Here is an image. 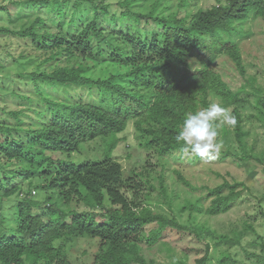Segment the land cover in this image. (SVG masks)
Listing matches in <instances>:
<instances>
[{
    "label": "trees",
    "instance_id": "1",
    "mask_svg": "<svg viewBox=\"0 0 264 264\" xmlns=\"http://www.w3.org/2000/svg\"><path fill=\"white\" fill-rule=\"evenodd\" d=\"M199 1H1L0 10L8 24L20 28L1 27L0 34L23 41L38 56L23 53L16 57L7 52L10 45L6 44L1 46L0 69L16 65L18 78L32 84L33 93L40 97L28 108L24 100L29 103L34 98L12 90L6 95L23 102L14 109L0 104L6 119L12 117V124L5 119L6 123H0V132L9 134L6 141L0 140V153L6 159L0 169L8 181L20 182L0 197V264H63L65 257L56 243L85 237L99 240L93 264H148L142 255L143 241L152 246L167 230L187 231L177 219L152 208L151 194H144L150 183L147 169L133 170L126 176L122 164L113 159L118 136L129 124L140 148L162 158L173 153L183 155L175 136L185 113L207 107L217 98L223 107H233L236 117L234 133L243 155L232 163L240 168L251 161L264 163V152L250 153L243 113L253 95L258 110L255 117L264 123V89L254 77H248L246 85L233 90L213 67L224 55L246 75L240 41L249 37L247 26L251 22L264 21V0H217V5L195 11L193 2L198 5ZM147 2L151 3L149 11L144 9ZM150 21L161 32L143 28ZM90 61L121 65L123 70L94 76ZM30 66H34L32 71H28ZM48 86L63 92L71 88L76 95L84 90L91 98L97 92L98 97L94 102L82 97L77 102L56 98L47 92ZM29 118L32 122L26 125ZM223 133L228 135V129ZM109 137L114 139L102 159L65 161L83 144ZM218 154L226 156L228 151ZM198 159L194 157L191 162ZM13 164L17 166L12 168ZM177 172L181 184L196 190ZM37 176L43 183L34 185ZM3 180L0 178L1 188ZM27 182L31 189L25 194L22 185ZM246 183L235 178L214 188L202 186L208 191L205 200L212 198L210 205L197 207L204 198L201 196L190 209L210 217L225 214L248 190ZM34 190L43 191L45 198L38 200ZM12 197L17 208L16 225L4 234L2 206ZM263 202L264 197L257 201L258 213L243 222L242 230L220 240L240 246L242 239L253 235L264 252V236L257 233L252 221L262 216L264 227ZM82 206L84 210H80ZM185 210V206L180 208L181 213ZM149 225L154 229L147 235ZM210 231L202 228L203 235ZM195 234L201 239L200 232ZM210 249L209 245L196 249L204 255L195 264H212ZM185 259L179 264H185ZM261 260L264 264V256ZM229 261H233L229 256L221 259L222 264Z\"/></svg>",
    "mask_w": 264,
    "mask_h": 264
},
{
    "label": "rangeland",
    "instance_id": "2",
    "mask_svg": "<svg viewBox=\"0 0 264 264\" xmlns=\"http://www.w3.org/2000/svg\"><path fill=\"white\" fill-rule=\"evenodd\" d=\"M2 0H0L1 3ZM217 0H200L198 5L193 2L195 11L199 8L208 9L213 5H217ZM175 4L178 0H173ZM7 3V2H6ZM151 4V3H150ZM145 5L144 9L149 11L151 5ZM165 5V4H164ZM143 8V7H142ZM160 10V9H159ZM16 13V12H15ZM183 15V13L181 14ZM6 15L0 10V28L8 27L11 29H18L16 24H8ZM24 20L18 21V25H21ZM150 25H145L143 28L160 31L159 28L153 21H150ZM156 26V27H154ZM247 30L250 31L249 37H244L240 41V47L244 64L246 67V75H242L238 70L235 63L227 56L221 55L213 65L214 69L219 72L225 81L230 85L233 90H240L242 86L246 85L248 77H254L257 81V85L264 89V21L256 20L251 22L247 26ZM9 44L10 48L7 50L8 53L20 57L23 53L29 54L32 57H37L38 53L33 50L31 46H26L23 41L17 38H10L0 34V51L1 46ZM91 66V72L94 76L105 77L108 73H116L123 70L120 65L112 63L96 64L92 61L89 62ZM195 66H198L193 61ZM34 66H30L28 71H32ZM18 68L16 65L8 68V70L0 69V104L2 106H8L10 108H16L19 102L16 97H9L8 91L15 90L18 94H25L33 97V102L24 100V104L27 107H33L37 104V99L40 97L37 93H33V85L27 83V80H21L18 78ZM250 89V88H248ZM47 92L53 94V97L68 98L75 100L82 97L84 100L94 102L97 99V92L93 98L87 93V91H79L76 95V90L69 89L67 92L63 90L55 91L53 87L48 86ZM245 95V94H242ZM264 95V94H263ZM16 96V95H15ZM42 98V97H41ZM250 104L245 105L243 111L246 117L245 131L249 132L248 136L245 137V141L250 148V153L261 154L264 152V123L255 116L258 114V110L255 107L256 97L250 95ZM219 103L220 100L214 98L211 103ZM231 113H233V107H227ZM29 113L33 114L30 110ZM5 113L0 111V123L12 124V117L4 116ZM50 115H46V119H49ZM33 118V116H32ZM5 119V120H4ZM31 118L25 121L26 125L31 123ZM224 128L228 129L229 134L224 135ZM218 141L221 144L220 151H228L226 156L216 154L215 158L207 159L200 158L196 163H192L194 157L173 153L165 157H159L153 151H147L139 147V141L136 137V132L132 125L126 132L118 136L117 145L112 150L113 159L120 162L124 168L125 175H130V172L135 170L140 172L147 169L150 172V183L145 186L144 194H151V205L152 208L161 212L171 218L177 219L178 223L185 226L187 231L178 230H167L157 243L152 246L149 245L148 241H143L142 255L148 264H179L180 261L185 259V264H195L197 258L204 255V251L197 252L196 249H203L206 245L211 247V259L212 264H222L221 259L224 257H231L233 261H229L224 264H263L262 256L264 252L262 247L256 243L255 236L251 235L242 239L241 245H236L229 241L223 243L221 236L232 237L234 232L242 230L243 222L250 216L258 213L257 201L264 197V163L255 161L249 162L245 168H249L246 173L245 168H240L237 164L232 163L241 158L243 152L237 145L236 136L234 133L233 125L222 124L218 129ZM9 137L8 133L0 132V140L6 141ZM113 137L109 138H98L94 141L83 144L81 150L71 157L65 159L68 162L81 163L87 160H99L105 154L110 144L113 141ZM225 141V143H224ZM106 142V144H104ZM106 146V147H104ZM254 149V152L252 150ZM50 155V153H48ZM236 154V156H234ZM58 158L57 156H55ZM223 160V161H220ZM0 164L4 165L6 159L0 153ZM17 165H11L15 168ZM250 166V167H249ZM145 167V168H143ZM185 176L193 185L196 190L187 188L181 184L178 178V172ZM51 172H54L53 170ZM0 178H3V188L0 186V197L2 193L14 188L19 185L18 181H8L3 175L0 169ZM237 178L238 180L247 182L248 190L243 191L242 198L238 200L235 205H232L229 212L221 214L215 217H210L204 213H201L198 209L192 211L190 205H196L201 196H204L203 200L199 202L197 207H207L210 205L212 198L205 200L208 191L202 190V186H210L214 188L219 184H222L225 180L233 182ZM148 178H144L146 181ZM34 185L43 183L37 176L33 180ZM25 194L29 192L31 188L28 187V182L22 185ZM153 186V187H152ZM36 196L38 200L45 198V193L41 190H37ZM167 197V198H166ZM12 197L9 201H6L2 206L4 218V234H9V230L16 225V205L13 202ZM172 204V207L168 203ZM264 206V202L262 203ZM185 206L186 210L181 213L180 208ZM85 207H81L80 210H84ZM192 211V213H191ZM191 213V214H190ZM256 223L257 233L264 236L263 219L260 216L257 221L252 220ZM202 228L210 229V233L203 235ZM154 229L153 225H149L146 228L147 235ZM198 231L202 234L201 239L195 234ZM214 233V235H213ZM216 234V235H215ZM56 246L63 251L65 261L63 264H93L95 254L99 248V240L85 237L84 239H73L67 238L60 240L56 243ZM193 249V250H189Z\"/></svg>",
    "mask_w": 264,
    "mask_h": 264
},
{
    "label": "clouds",
    "instance_id": "3",
    "mask_svg": "<svg viewBox=\"0 0 264 264\" xmlns=\"http://www.w3.org/2000/svg\"><path fill=\"white\" fill-rule=\"evenodd\" d=\"M222 124L234 126L236 117L219 103L213 102L195 112L185 113L181 129L175 136L180 152L202 159L215 158L221 149L217 137ZM37 192L33 191L34 194Z\"/></svg>",
    "mask_w": 264,
    "mask_h": 264
},
{
    "label": "built area",
    "instance_id": "4",
    "mask_svg": "<svg viewBox=\"0 0 264 264\" xmlns=\"http://www.w3.org/2000/svg\"><path fill=\"white\" fill-rule=\"evenodd\" d=\"M35 193V192H34Z\"/></svg>",
    "mask_w": 264,
    "mask_h": 264
}]
</instances>
